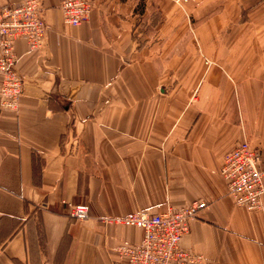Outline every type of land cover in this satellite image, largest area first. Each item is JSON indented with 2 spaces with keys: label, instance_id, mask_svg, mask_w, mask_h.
Here are the masks:
<instances>
[{
  "label": "crops",
  "instance_id": "obj_1",
  "mask_svg": "<svg viewBox=\"0 0 264 264\" xmlns=\"http://www.w3.org/2000/svg\"><path fill=\"white\" fill-rule=\"evenodd\" d=\"M61 1L41 50L16 42L18 108L0 95V264H115L143 230L101 218L198 203L191 264H264V198L237 206L220 173L244 139L264 167V0H93L80 25Z\"/></svg>",
  "mask_w": 264,
  "mask_h": 264
},
{
  "label": "built area",
  "instance_id": "obj_2",
  "mask_svg": "<svg viewBox=\"0 0 264 264\" xmlns=\"http://www.w3.org/2000/svg\"><path fill=\"white\" fill-rule=\"evenodd\" d=\"M60 7L68 24L80 25L89 18L93 0H62ZM47 29L42 0H25L17 5L0 3V95L3 106L17 109L24 93V79L17 69L16 42L23 39L28 52L39 51L44 47ZM262 155L259 148L244 139L226 154L220 169L228 195L237 206L252 211L263 208ZM202 206L203 203L189 207L170 205L153 214L140 212L101 218L107 224L143 230L140 245L119 248V259L115 264H191L198 261L197 255L181 246V240L190 231V222ZM70 214L78 220H86L90 217V206L73 204Z\"/></svg>",
  "mask_w": 264,
  "mask_h": 264
},
{
  "label": "rangeland",
  "instance_id": "obj_3",
  "mask_svg": "<svg viewBox=\"0 0 264 264\" xmlns=\"http://www.w3.org/2000/svg\"><path fill=\"white\" fill-rule=\"evenodd\" d=\"M209 51H213L214 58L220 57V47L213 46L212 48H207ZM164 51L167 52V55H173L180 53L181 58H207L205 53V48L200 45L193 47L180 46L179 48H164ZM171 57V56H170Z\"/></svg>",
  "mask_w": 264,
  "mask_h": 264
},
{
  "label": "water",
  "instance_id": "obj_4",
  "mask_svg": "<svg viewBox=\"0 0 264 264\" xmlns=\"http://www.w3.org/2000/svg\"><path fill=\"white\" fill-rule=\"evenodd\" d=\"M69 105V103H65V107H67Z\"/></svg>",
  "mask_w": 264,
  "mask_h": 264
}]
</instances>
